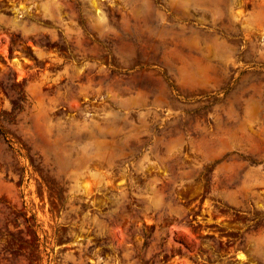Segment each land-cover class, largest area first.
Segmentation results:
<instances>
[{"label":"rangeland","instance_id":"obj_1","mask_svg":"<svg viewBox=\"0 0 264 264\" xmlns=\"http://www.w3.org/2000/svg\"><path fill=\"white\" fill-rule=\"evenodd\" d=\"M0 264H264V0H0Z\"/></svg>","mask_w":264,"mask_h":264}]
</instances>
